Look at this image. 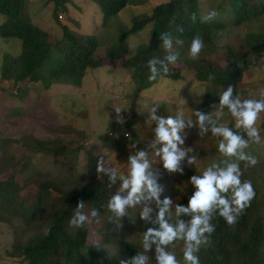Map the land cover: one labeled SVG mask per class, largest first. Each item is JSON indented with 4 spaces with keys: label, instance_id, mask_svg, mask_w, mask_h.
Instances as JSON below:
<instances>
[{
    "label": "trees",
    "instance_id": "trees-1",
    "mask_svg": "<svg viewBox=\"0 0 264 264\" xmlns=\"http://www.w3.org/2000/svg\"><path fill=\"white\" fill-rule=\"evenodd\" d=\"M52 1L55 3V11L58 7L67 10L66 5L72 3V0ZM93 1L101 7L103 24L106 26L110 24L112 17L118 16L128 5L140 4L136 0ZM225 1L220 5V9L222 14L230 9L229 25H245L264 16V0H228L229 6L224 5ZM28 3L30 0H0V14L6 17L0 24V38L6 42L13 41L19 50L16 55L5 53L0 67L2 81L13 80L15 84L22 86L17 96H10L12 99L24 100L29 94L26 82L33 84V87L41 85L46 89L54 84L82 86L89 70L105 65L104 58L97 55L101 42L98 35H88L64 25L61 38H56L52 33L34 24L30 17L24 16L23 10ZM208 17L200 10V0H169L155 5L150 13L135 17L131 26L121 33L118 42L109 48V60L118 62L128 53L126 40L129 36L151 26L150 35L153 40L140 44L136 53L123 62V66L130 69L131 79L135 84L127 128L135 124V102L142 98L145 90L159 86L162 79L183 78V72L173 71V62L167 60L170 55L176 57L175 61L183 60V53H175L165 48V36L171 40L172 45L185 41L186 46H190L192 39L200 36L204 43L201 53L216 48V38L222 34L224 27L226 28V22ZM55 18L60 22L58 15H55ZM243 41L246 48L237 49L227 45L225 58L228 62L224 67L214 64L207 57L184 60L187 67L194 70L197 81L205 84L202 113L204 117L207 113L206 107L213 97L229 87L233 91L236 90V86L252 64L251 56H261L264 53L263 31L250 32ZM150 61L156 62V73L151 71ZM165 66L167 72L164 71ZM153 76L155 79H150ZM24 111L22 107L15 108L14 114ZM228 130L245 142L253 139V136L234 122L229 124ZM261 130L264 133V121ZM110 131L102 136L103 143L107 147L124 150L128 138L126 133ZM132 137L138 144L142 143L136 134H132ZM22 139L28 148L36 153L59 156L67 160L77 161L81 150L70 149L62 140L41 139L35 135L21 137L19 141L22 142ZM13 141L15 139L0 137V222L19 219L34 227L33 235L26 242L17 241L14 244L13 255L24 256L27 264H137L138 259L143 257L139 255L138 246L126 240L122 234L108 230L107 226L112 220H106L105 227H101L94 241L89 220L82 228L71 224L78 209L85 216L86 209L92 213L95 211L97 215L93 216L92 220H101L112 198L102 179L80 183L73 174L63 173L55 176L48 173L42 180L37 181L34 196L23 197V188L19 187L14 174H9L6 179L2 177L10 164L8 147ZM200 148L188 152L189 157L207 158L206 167L216 174L235 165L241 185L250 183L254 196L243 208H238L232 202L234 188L230 187L227 192L220 193L221 198L228 200L232 209V224L221 215L222 206L213 204L206 214L191 211L179 213L174 227L183 222L188 228L195 215L207 216L211 231H205L199 238L200 243L195 242L192 245L198 264H264V194H261L260 185L254 178L256 176L264 182L263 147L252 146L250 157L239 150L233 155H228L221 150L206 151ZM155 151H158L157 147ZM23 168L30 169L31 164L27 162ZM193 197L191 192L187 191L184 198L178 201L177 208H189ZM81 201L84 202L82 209ZM154 227L161 228V223L155 221ZM156 238L159 243V238ZM160 248L170 254L169 243H160ZM184 252L181 253L177 264H191L184 258ZM147 263L148 261L144 260V264ZM156 264H159V261Z\"/></svg>",
    "mask_w": 264,
    "mask_h": 264
},
{
    "label": "rangeland",
    "instance_id": "rangeland-1",
    "mask_svg": "<svg viewBox=\"0 0 264 264\" xmlns=\"http://www.w3.org/2000/svg\"><path fill=\"white\" fill-rule=\"evenodd\" d=\"M136 1L140 4L128 5L118 16L112 17L108 26L102 24L104 21L102 9L93 0H72V3L66 5L67 10L58 7L55 11V3L52 0H30V3L24 7L25 17H30L34 24L52 33L56 38H61L64 25L88 35H98L101 42L97 55L104 58L105 65L89 70L80 87L54 84L46 89L41 85L33 87V84L26 82L29 94L24 100L11 97L17 96L22 86L15 84L13 80L2 81L0 76V137L15 139L9 143L10 164L2 177L6 179L9 174H14L21 185L19 187L23 188L21 195L28 198L36 193L37 181L42 180V177L48 173L55 176L63 173L73 174L80 183L102 179L108 189L107 192L112 197L117 194L126 197L128 190H122L121 176L130 175V158L144 151L150 164L147 171L160 189L159 204L156 198L142 199L134 207L126 209L123 216H117L106 208L99 221L92 220L93 215L89 209L84 210L93 231V241L96 240V234L101 227H105L106 220L110 219L112 222L107 226L108 230L122 234L126 240L137 245L139 255L146 258L147 264H156L160 242L158 243L157 238L148 233L150 230L155 232L162 229L155 228L154 224L155 221L160 222L159 214L164 208L163 202L166 199L170 201L164 213V222L176 228L174 223L178 219L176 210L178 201L184 198L187 191L195 196L199 189L192 182V178L202 179L205 172L210 170L206 167L207 158H192L189 157L188 152L200 147L206 151L221 150L219 145L226 144L227 140L222 134L214 133V128L228 129L229 124L234 122L248 134L252 129L242 125L240 118L233 114L229 106L221 103L223 94L228 90L211 99L206 107L205 119L203 122L200 121L206 87L204 83L197 81L194 70L187 67L184 61L192 58L189 54L190 46H186L185 41H180L168 49L175 53H183V60L174 61L172 64L173 71L183 72V78L162 79L159 86L145 90L142 98L140 96L141 99L135 102L137 113L135 124L127 128L129 126L127 117L130 115L128 111L133 104L134 99L131 95L135 84L132 82L130 69L123 66V62L136 53L140 44L153 40L150 35L151 26L129 36L126 40L128 53L118 62L109 60L107 52L118 42L121 33L131 26L135 17L150 13L155 5L169 0ZM223 1L225 0H200L202 13L209 16L215 11L217 15L214 18L225 21L226 28L224 27L222 34L216 38V48L206 53L200 52L196 57H207L214 64L222 67L228 62L225 58L227 45L235 46L237 49L246 48L243 40L248 33L264 32V16L245 25H229L230 9L221 13L220 5H223ZM224 5L229 6V1L226 0ZM55 15H58L60 22L56 20ZM5 18L0 14V24ZM18 42L20 43L19 39ZM17 52H19L18 47L13 41L6 42L0 38V67L5 53L16 55ZM251 61V66L244 73L236 90L232 91L230 101L233 103L237 100L241 105L249 100L264 101V53L261 56L254 54L251 56ZM20 107L25 110L24 113L14 114L17 112H14V109ZM153 109L157 117L183 121V127L178 132L183 143L177 142V146L185 155L175 171L166 169L162 158L154 153L156 147L159 150L164 145L156 139L157 121L151 119ZM239 110L238 108L237 111ZM263 121L264 111H261L252 126L256 135L237 149L248 157L252 156L250 149L252 146L263 147L264 150V133L261 130ZM110 130L114 133L119 131L126 133L128 138L124 150L119 151L103 143L102 136ZM132 134H136L142 143L138 144V141L132 140ZM30 135L41 139L62 140L70 146V149L80 148L77 161L32 151L23 139L22 142L19 141L21 137ZM27 162L31 164V168L24 170L23 166ZM101 162L105 168L104 172L98 171ZM111 170L116 171L114 182L110 178ZM254 178L260 185L261 194H264V182L256 176ZM149 195L146 193V196ZM146 207L150 209L148 218L142 215ZM33 230V226L26 225L19 219L0 222V264L28 263L24 256L12 253L15 252L14 244L17 241L26 242L33 235ZM187 243L186 239L181 238L169 243L170 254L175 256L177 262L181 253L186 250ZM191 243L194 245L195 241Z\"/></svg>",
    "mask_w": 264,
    "mask_h": 264
},
{
    "label": "clouds",
    "instance_id": "clouds-1",
    "mask_svg": "<svg viewBox=\"0 0 264 264\" xmlns=\"http://www.w3.org/2000/svg\"><path fill=\"white\" fill-rule=\"evenodd\" d=\"M217 13L215 11L209 14L208 18L215 17ZM195 19V16H193ZM103 24V23H102ZM164 47L170 49L172 47L171 40L165 36L164 37ZM204 47L203 40L200 36H196L192 39L189 54L192 58L198 57L201 50ZM167 60L174 62L176 57L170 55ZM151 71L153 73L157 72L155 67V61H150ZM164 71L167 72L168 69L165 66ZM150 79H155V77H150ZM233 89L229 87L228 91L223 94L221 103L223 105L229 106L234 115L240 118V123L245 127L252 129L249 135L255 136L256 131L252 127L257 119L258 114L264 111V101H246L244 104H240L237 100L234 103L230 101ZM240 109L237 111V109ZM119 111V109H117ZM153 114L151 119L157 121V127L155 128V135L157 142L163 144L164 146L160 148L156 155L162 158L164 167L170 171H175L178 167L179 161L183 158L185 153L179 151L177 142L183 143L180 140L178 132L183 127L182 120H175L172 118L157 117L153 109ZM199 115V114H198ZM200 121L203 122L205 117L200 115ZM214 133L222 134L227 143H221L219 145L221 151L227 153L228 155H233L236 150L245 144L238 135L233 134L232 131L226 128H214ZM130 175L125 177L121 176L123 180L122 190H128V195L126 197L117 194L111 198L108 205L109 209L116 213L117 216H123L126 213V209L134 207L135 204L139 203L142 199L156 198L159 204V192L160 189L157 187L151 174L147 171L150 167L146 153L140 151L137 155L130 158ZM99 172H104L105 168L103 162L98 169ZM238 169L235 165L229 166L226 170H222L219 174L213 173L211 170L205 172L204 178L198 179L196 177L192 178V182L198 187L199 191L196 192L195 196L190 200L189 208H177V213H187L189 211L193 213H204L206 214L213 204H218L222 206L221 215L225 217L229 224L234 222V216L231 214L232 209L229 206L228 200L221 198V192H227L229 188H234L233 203L238 208H243L250 199L254 196V192L250 183H244L241 185ZM114 182L116 179V171L111 170V177ZM146 193L150 194L146 196ZM164 208L161 209L159 214V220L161 222V231H149L148 235L155 236L159 238L161 244H168L177 238L186 239L187 246L184 252V258L191 262V264H198V259L193 255V241L196 244L200 243V236L203 235L205 231H211L207 224V216L195 215L191 220L190 227L186 229L183 222H180L178 227L173 228L168 223L164 222V213L170 204L169 200L163 202ZM84 207V202H80V209ZM150 209L144 208L142 215L144 218H148ZM93 216L97 213L93 211ZM88 222V217L85 216L79 209L75 217L71 220V224L75 227L82 228ZM204 225V227H201ZM159 264H177L176 258L172 254H167L162 248L157 249ZM145 257H140L137 264H144Z\"/></svg>",
    "mask_w": 264,
    "mask_h": 264
}]
</instances>
